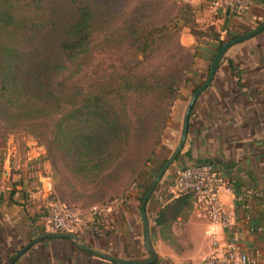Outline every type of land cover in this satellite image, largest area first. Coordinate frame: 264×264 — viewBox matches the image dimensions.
I'll list each match as a JSON object with an SVG mask.
<instances>
[{
    "label": "crops",
    "instance_id": "crops-1",
    "mask_svg": "<svg viewBox=\"0 0 264 264\" xmlns=\"http://www.w3.org/2000/svg\"><path fill=\"white\" fill-rule=\"evenodd\" d=\"M185 1L192 9V28L181 25L179 39L194 56L149 164L148 169L154 171L159 168L156 161L161 164L177 145L185 107L195 86L205 81L219 40L240 36L264 23V0H249L239 14L223 10L214 13L201 0ZM15 154L10 148L4 163ZM192 164H210L223 184L221 201L233 215L228 228L213 225L193 198L192 206L185 202L172 221L155 223L160 210L179 197L173 191V168ZM37 174L41 187L38 192L26 194L24 176L10 187L0 186V264H7L27 243L44 233L52 187L48 180L49 188L44 190L41 178H50ZM146 182L130 186L105 203L99 200L97 212L92 208L77 210L79 222L74 233L80 242L115 257L146 260L149 253L143 243L141 215L135 210ZM13 188L16 192L10 201ZM146 212L157 253L152 264H204L214 233L227 242L236 235L237 249L255 258L257 264H264V30L232 45L223 55L214 79L192 108L181 153L157 184ZM12 264L120 263L79 249L70 240L48 238L32 245Z\"/></svg>",
    "mask_w": 264,
    "mask_h": 264
},
{
    "label": "trees",
    "instance_id": "trees-1",
    "mask_svg": "<svg viewBox=\"0 0 264 264\" xmlns=\"http://www.w3.org/2000/svg\"><path fill=\"white\" fill-rule=\"evenodd\" d=\"M126 1L0 0V119L14 126L38 123L39 141L54 148L73 174L99 184V200L147 181L139 213L165 161L157 171L148 169L194 54L167 74L129 72L122 58L113 59L115 49L125 46L145 58L172 39L174 27L146 28L137 10L126 13ZM183 9L181 25L191 27L190 4ZM111 183H119L112 192ZM178 194L156 224L172 221L185 202L192 206L191 193Z\"/></svg>",
    "mask_w": 264,
    "mask_h": 264
},
{
    "label": "rangeland",
    "instance_id": "rangeland-1",
    "mask_svg": "<svg viewBox=\"0 0 264 264\" xmlns=\"http://www.w3.org/2000/svg\"><path fill=\"white\" fill-rule=\"evenodd\" d=\"M186 2L185 0H127L124 5L127 14L135 15L137 10V18L142 20V24L146 28L163 22L174 27L172 39L167 44H160L158 50L150 53L147 57L138 59L132 56L131 49L125 46L121 47L119 42H115L116 39L111 44L118 43V47L121 48L120 50L115 49L113 59H117L119 62V58H122L129 72H135L141 76L167 74L175 66L183 68L191 57L190 49L187 48L189 52H186L179 47L181 45L180 25L183 21L182 18L179 20V17H182L185 12L183 5ZM189 14L192 17V12ZM176 25L177 28H175ZM37 125L38 123L30 127L27 125L14 126L0 119V186L9 184L10 187L13 182L24 176V182L28 185L26 194L38 192L41 187L38 182L40 176L37 172H40L41 175L50 178H41L44 190L49 188L48 180L51 182L50 201L63 200L76 212L80 209L89 210L92 206L97 205L100 195L97 191L100 185L92 182L89 178L73 174L54 148L39 141L37 135L34 134V130L38 128ZM10 148H13V152L16 154L10 155L8 163L5 164L4 158ZM156 165L160 166V163L156 161ZM111 184V187L108 188L112 192L119 183ZM121 187L125 188L127 184L120 185ZM119 194H111L104 198L103 202L105 203Z\"/></svg>",
    "mask_w": 264,
    "mask_h": 264
},
{
    "label": "built area",
    "instance_id": "built-area-1",
    "mask_svg": "<svg viewBox=\"0 0 264 264\" xmlns=\"http://www.w3.org/2000/svg\"><path fill=\"white\" fill-rule=\"evenodd\" d=\"M214 13L225 11L231 14L242 13L248 6L249 0H201ZM220 182L210 164H192L175 166L173 168L174 193L189 192L195 199V205L201 207L207 214L210 222L226 229L232 224L233 215L222 203ZM228 191H232L227 186ZM99 207L92 206L97 212ZM79 218L75 209L63 200H51L47 206L44 226L51 232H74ZM237 236L230 241L220 240L214 233L211 238V250L204 264H257V260L248 256L236 247Z\"/></svg>",
    "mask_w": 264,
    "mask_h": 264
},
{
    "label": "water",
    "instance_id": "water-1",
    "mask_svg": "<svg viewBox=\"0 0 264 264\" xmlns=\"http://www.w3.org/2000/svg\"><path fill=\"white\" fill-rule=\"evenodd\" d=\"M264 30V23L258 26L255 29H252L249 32H246L245 34H242L240 36L233 37L231 39L225 40L222 45L219 47L217 50L212 63L210 65L209 73L207 75V78L205 81L199 85L191 94L187 105L185 107V111L183 114V119H182V125H181V131H180V136L179 140L177 142L176 147L173 149V151L170 153L168 158L163 162L161 167L159 168L158 172L156 173L155 177L153 178L149 188L145 192L142 201L140 203V215H141V220H142V232H143V243L144 247L149 253V257L146 260H130V259H124V258H119L115 257L109 254H106L104 252L98 251L94 248H91L90 246L86 245L83 242H80L79 236L74 233V232H45L42 233L35 238H33L29 243H27L19 252H17L11 260L7 264H12L21 254H23L27 249H29L32 245L35 243L42 241L44 239L48 238H64L67 240H70L74 242V244L79 248L84 251H87L89 253H92L96 256L105 258L107 260L117 262L120 264H152L155 262L157 258V253L156 250L153 247L152 240H151V235H150V224H149V217L146 212V205L151 197L153 191L155 190L157 184L165 174V172L171 167V165L176 161L178 158L179 154L181 153V150L184 146V143L187 138V133H188V128H189V119H190V114L192 111V108L197 100V98L200 96V94L211 84L212 80L214 79L215 73L219 67L220 61L225 54V52L234 44H237L239 42H242L244 40H247L251 38L252 36L260 33L261 31Z\"/></svg>",
    "mask_w": 264,
    "mask_h": 264
}]
</instances>
